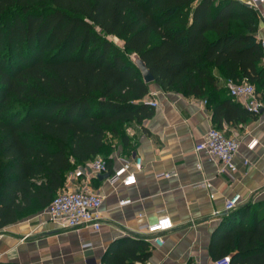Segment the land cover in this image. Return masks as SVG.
Masks as SVG:
<instances>
[{
    "label": "trees",
    "instance_id": "obj_1",
    "mask_svg": "<svg viewBox=\"0 0 264 264\" xmlns=\"http://www.w3.org/2000/svg\"><path fill=\"white\" fill-rule=\"evenodd\" d=\"M259 24L239 0H0V230L45 210L77 167L101 157L113 173L127 127L154 112L134 54L163 90L207 104L218 97L215 122L255 115L226 82L251 83L263 97ZM211 252L231 264H264V202L224 216ZM150 256L149 241L122 238L102 264Z\"/></svg>",
    "mask_w": 264,
    "mask_h": 264
},
{
    "label": "crops",
    "instance_id": "obj_2",
    "mask_svg": "<svg viewBox=\"0 0 264 264\" xmlns=\"http://www.w3.org/2000/svg\"><path fill=\"white\" fill-rule=\"evenodd\" d=\"M260 22L259 38L264 36L261 18ZM212 75L220 88L225 87L226 80L216 67ZM227 94L230 95L228 89ZM147 99L158 100L159 106H150L154 110L151 117L127 127L129 144L117 142L111 166L114 171L123 160L134 162L140 157L142 169L137 171V184L122 187L120 183L101 180L99 175L90 181L103 197L101 230L62 229L43 211L31 214L0 230V262L102 264L113 242L122 238L147 240L152 235L142 227L169 215L173 226L163 233L165 243H150V258L139 264H214L212 238L228 214L226 199L239 195L236 209L264 202V108L252 116L217 123L213 120V104L218 97L204 105V96L163 90L153 82ZM211 127L240 142L235 157L238 171L233 175L219 174L216 163L204 153L195 152L200 137ZM253 139L258 143L251 149ZM198 162L203 163L202 172ZM71 173L66 175L63 190L79 184L69 179ZM164 173L174 175L160 177ZM203 179H208L211 186L195 187ZM124 199L131 202L120 205Z\"/></svg>",
    "mask_w": 264,
    "mask_h": 264
},
{
    "label": "built area",
    "instance_id": "obj_3",
    "mask_svg": "<svg viewBox=\"0 0 264 264\" xmlns=\"http://www.w3.org/2000/svg\"><path fill=\"white\" fill-rule=\"evenodd\" d=\"M241 1V0H239ZM245 4L257 11L264 24V0H247ZM264 49V36L259 38ZM226 87L230 95L237 100L248 111L258 114L264 108V101L261 93L257 92L256 87L248 82H234L228 80ZM146 103L151 107L159 106L156 99L148 100ZM204 105L207 100L203 101ZM258 143L253 139L249 147L253 149ZM240 142L233 136H228L225 131L217 127H211L199 139L195 146V152L204 153L211 162L218 165L219 174H235L238 171L235 157L239 153ZM248 163V161H245ZM197 168L200 172L203 170V163L198 162ZM142 169V159L139 157L134 162L123 160L122 164L109 175L106 180L112 184L120 183L122 187H130L137 184V171ZM109 173L107 161L101 157L88 162L83 166L77 167L69 175L70 180H78L76 188H67L61 190L50 205L43 210L48 220L57 224L62 229L86 228L98 232L102 228V204L103 197L90 184L92 178L99 174ZM173 173H164L160 177H170ZM211 183L208 179H203L195 184V187L209 188ZM240 196L235 195L225 201V210L230 212L237 208L240 202ZM130 199L120 201V205L130 203ZM173 222L169 215H163L152 224L142 227L147 234V241L151 244L162 246L165 243L164 231L171 229ZM214 264H231V256L226 255L214 261Z\"/></svg>",
    "mask_w": 264,
    "mask_h": 264
},
{
    "label": "water",
    "instance_id": "obj_4",
    "mask_svg": "<svg viewBox=\"0 0 264 264\" xmlns=\"http://www.w3.org/2000/svg\"><path fill=\"white\" fill-rule=\"evenodd\" d=\"M132 61L134 64L140 69V71L143 74V78L147 83H153L155 81V76L151 72V70L148 68L146 62L138 55L134 54L132 55ZM101 180H105L109 177V174H99L98 176ZM226 213H229L226 211Z\"/></svg>",
    "mask_w": 264,
    "mask_h": 264
},
{
    "label": "rangeland",
    "instance_id": "obj_5",
    "mask_svg": "<svg viewBox=\"0 0 264 264\" xmlns=\"http://www.w3.org/2000/svg\"><path fill=\"white\" fill-rule=\"evenodd\" d=\"M216 2H219V0H216ZM260 24H261V22H260ZM260 24H259V26H260ZM259 36V35H258ZM108 38L110 39V40H112V41H114L116 44H118V45H121L122 44V42L120 41V40H118V39H116L115 37H113V36H108ZM66 181V180H65Z\"/></svg>",
    "mask_w": 264,
    "mask_h": 264
}]
</instances>
